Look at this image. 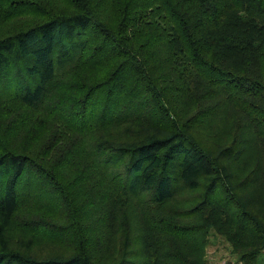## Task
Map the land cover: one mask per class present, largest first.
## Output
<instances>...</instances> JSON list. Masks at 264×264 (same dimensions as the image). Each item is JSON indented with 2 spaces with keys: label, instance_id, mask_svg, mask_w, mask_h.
Here are the masks:
<instances>
[{
  "label": "trees",
  "instance_id": "16d2710c",
  "mask_svg": "<svg viewBox=\"0 0 264 264\" xmlns=\"http://www.w3.org/2000/svg\"><path fill=\"white\" fill-rule=\"evenodd\" d=\"M264 264V0H0V264Z\"/></svg>",
  "mask_w": 264,
  "mask_h": 264
},
{
  "label": "rangeland",
  "instance_id": "374dc122",
  "mask_svg": "<svg viewBox=\"0 0 264 264\" xmlns=\"http://www.w3.org/2000/svg\"><path fill=\"white\" fill-rule=\"evenodd\" d=\"M212 243L208 247V258L210 264H236L237 260L235 255L232 253L230 243L218 234L211 236Z\"/></svg>",
  "mask_w": 264,
  "mask_h": 264
},
{
  "label": "water",
  "instance_id": "95a60500",
  "mask_svg": "<svg viewBox=\"0 0 264 264\" xmlns=\"http://www.w3.org/2000/svg\"><path fill=\"white\" fill-rule=\"evenodd\" d=\"M226 264H231V263L229 262V263H226Z\"/></svg>",
  "mask_w": 264,
  "mask_h": 264
}]
</instances>
